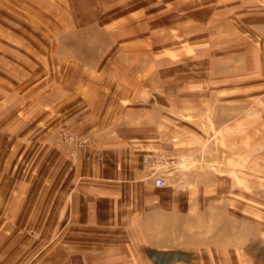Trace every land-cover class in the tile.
<instances>
[{
	"label": "crops",
	"instance_id": "crops-1",
	"mask_svg": "<svg viewBox=\"0 0 264 264\" xmlns=\"http://www.w3.org/2000/svg\"><path fill=\"white\" fill-rule=\"evenodd\" d=\"M169 15V37L125 30L95 64L38 50L46 35L0 51V264H264L258 195L214 172L264 154V0ZM243 205L249 227L221 224Z\"/></svg>",
	"mask_w": 264,
	"mask_h": 264
},
{
	"label": "rangeland",
	"instance_id": "rangeland-1",
	"mask_svg": "<svg viewBox=\"0 0 264 264\" xmlns=\"http://www.w3.org/2000/svg\"><path fill=\"white\" fill-rule=\"evenodd\" d=\"M178 2H186V0H0V35L9 38L0 41V51L6 54V51L9 52L12 47L16 51L23 52L25 50L22 47L23 43L17 40V36L22 34L46 35L51 36L50 43H36L34 46L40 47L38 50H44L45 46V49L50 50L52 56L58 59L66 56L95 64L113 44V38L122 35L125 30L132 36L146 35L148 42H153L156 37L159 39L169 37V33L161 31V28L166 24L169 25L170 9ZM6 56L10 57L8 54ZM62 131L75 133L81 139L87 138V142L78 145L75 140L62 136ZM243 131L245 132V129ZM59 133L64 139L71 141L77 149L90 143L87 136L74 131L61 129ZM242 141L246 143L249 139L244 138ZM225 142L232 150L235 148V139H226ZM243 147L246 149L244 144ZM231 149H228V152ZM72 152H75L74 156L71 155ZM72 152L69 155L75 157L76 151ZM250 157V154L243 155V159L239 162L244 168L241 171L217 169L214 172L226 174L230 182L227 186L230 190L228 193L238 194L243 200L248 201L251 194L258 195L257 225L264 228V154L260 153L258 156L257 171L250 170ZM166 163L169 165V162ZM235 165L237 164H227L230 167ZM232 208L235 209L233 205ZM227 211L230 209L227 208ZM242 211V218H228L224 224L221 220V224L228 228L235 225L249 227L251 225L249 210L243 205ZM199 221L195 219L196 226L202 227L203 224ZM218 221L219 219L216 218L211 225L218 226Z\"/></svg>",
	"mask_w": 264,
	"mask_h": 264
},
{
	"label": "built area",
	"instance_id": "built-area-1",
	"mask_svg": "<svg viewBox=\"0 0 264 264\" xmlns=\"http://www.w3.org/2000/svg\"><path fill=\"white\" fill-rule=\"evenodd\" d=\"M61 135L64 136L65 138L70 139V140H75L78 143V145H82V144H85L87 142V138L81 139L75 133H72V132L62 131ZM71 155L74 156L75 152H72ZM155 183L157 185H162L164 183V179L160 176H156L155 177Z\"/></svg>",
	"mask_w": 264,
	"mask_h": 264
}]
</instances>
